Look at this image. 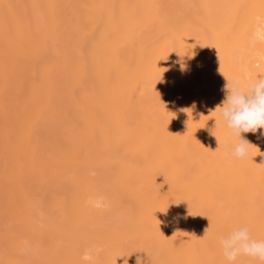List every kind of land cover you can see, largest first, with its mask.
Returning <instances> with one entry per match:
<instances>
[{"label":"bare ground","instance_id":"1","mask_svg":"<svg viewBox=\"0 0 264 264\" xmlns=\"http://www.w3.org/2000/svg\"><path fill=\"white\" fill-rule=\"evenodd\" d=\"M260 74L264 0H0V264H228L218 237L264 240V137L233 157L216 110Z\"/></svg>","mask_w":264,"mask_h":264},{"label":"clouds","instance_id":"2","mask_svg":"<svg viewBox=\"0 0 264 264\" xmlns=\"http://www.w3.org/2000/svg\"><path fill=\"white\" fill-rule=\"evenodd\" d=\"M222 91L226 95L216 110L229 129V134L238 140L232 147L231 155L242 159L248 155L249 146H253L242 133L260 132V136L264 137V74L257 75L251 83H245L238 78L227 80ZM218 242L228 264H235L241 255L264 261V240L252 239L246 227L234 229L227 236L218 237ZM99 251L100 249L95 250L97 254ZM82 260L86 264L91 262L93 250H86Z\"/></svg>","mask_w":264,"mask_h":264}]
</instances>
